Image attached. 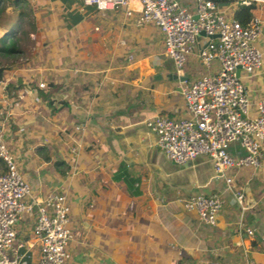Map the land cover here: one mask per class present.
Returning a JSON list of instances; mask_svg holds the SVG:
<instances>
[{
    "label": "crops",
    "instance_id": "obj_1",
    "mask_svg": "<svg viewBox=\"0 0 264 264\" xmlns=\"http://www.w3.org/2000/svg\"><path fill=\"white\" fill-rule=\"evenodd\" d=\"M112 1H93L109 11L97 14L83 10L91 6L84 0H25L29 49L24 57L0 53L8 60L0 85L3 141L33 189L66 194L72 238L65 264H264V139L258 167H228L215 178L202 155L184 163L166 158L144 124L153 114L187 115L177 86L217 68L196 54L206 38L196 37L177 75L157 26L134 24L137 2L127 0V16ZM179 1L193 10L194 0ZM214 1L231 18L251 4L261 26L254 41L261 67L237 70L253 111L264 99V0ZM18 10L11 2L1 8L11 27L4 32L0 23V35L20 33ZM22 87L30 92L17 98ZM79 121L82 132L73 128ZM230 149L240 154L237 143ZM198 192L221 199L213 225L182 207L179 198ZM31 223H15L16 240H30ZM28 253L35 258L36 245Z\"/></svg>",
    "mask_w": 264,
    "mask_h": 264
},
{
    "label": "built area",
    "instance_id": "obj_2",
    "mask_svg": "<svg viewBox=\"0 0 264 264\" xmlns=\"http://www.w3.org/2000/svg\"><path fill=\"white\" fill-rule=\"evenodd\" d=\"M135 1L138 9L134 24L151 22L157 26L162 35L163 53L177 75H181L186 55L200 33L206 41L197 50L198 58L206 66L212 61L217 65L215 71L177 86L187 113L185 117L153 114L144 119L145 126L155 135L157 148L176 163L204 156L215 178L223 176L228 167H258L260 143L264 139V99H257L250 111L245 87L236 72V66L247 72L261 67L262 53L254 44L261 30L258 19L249 17L242 24L234 17H227L214 0H194L193 10L179 0ZM112 3V7L122 5L124 14L131 15L127 0ZM3 82L0 80L2 88ZM37 86L43 87L44 83L38 81ZM25 92H30V88L22 87L17 98ZM84 127V121L73 126L81 132ZM233 143H237L240 154L230 150ZM78 146L75 143L72 151ZM0 162L4 168L0 173V264H65L69 257L67 244L72 238L67 196L53 189L41 193L22 177L13 153L3 141L2 122ZM230 180L224 177L231 189ZM232 193L239 202L241 193L237 190ZM179 199L183 209L194 211L202 223H215L221 206L217 193L198 192ZM24 218L31 219V238L16 240L15 223ZM34 245L35 258L28 253V248Z\"/></svg>",
    "mask_w": 264,
    "mask_h": 264
},
{
    "label": "rangeland",
    "instance_id": "obj_3",
    "mask_svg": "<svg viewBox=\"0 0 264 264\" xmlns=\"http://www.w3.org/2000/svg\"><path fill=\"white\" fill-rule=\"evenodd\" d=\"M10 1L11 0H4L2 7H5V5H9ZM85 2H86V4L83 3V6L91 5V4H89V2H91V0H85ZM16 6L19 8L18 13H20V12L23 13L22 15L18 14L17 15L18 17L15 20V27H18L20 29V33L19 34L15 33L16 32V29H15V31H13V33L11 32L10 38L15 41L17 47H20L19 52L16 53V55L14 57L19 56V55L24 57L26 52L29 49V47L27 46V37H28V31L30 29L29 28V21H31V20H29L30 16H29V13L27 12L28 9H27L25 3H18ZM91 6H92V8H91ZM91 6H87L83 10L84 11L92 10V11H94V13H97V14H99L100 12H104L107 14L109 12L107 9L100 10V9H96L95 7H93V5H91ZM9 19L11 20V18H9ZM10 20H8V19L7 20H1V18H0V23L5 24L4 22H8ZM13 23H14V20H13ZM2 26H5V25H2ZM27 27H28V31L26 29ZM7 62H8L7 59H4L3 56H0V65H2L3 63H7ZM14 158H16V157H14Z\"/></svg>",
    "mask_w": 264,
    "mask_h": 264
},
{
    "label": "trees",
    "instance_id": "obj_4",
    "mask_svg": "<svg viewBox=\"0 0 264 264\" xmlns=\"http://www.w3.org/2000/svg\"><path fill=\"white\" fill-rule=\"evenodd\" d=\"M4 0H0V11L2 8ZM11 3L17 5L18 3H25V0H11ZM251 4H240L233 13V17L236 18L240 23L244 24L251 15ZM115 7V6H114ZM113 8V7H112ZM98 9V8H96ZM104 10V9H100ZM23 13L20 12L19 15H22ZM11 33H3L0 35V53L3 55H15L19 52L18 47L16 46V43L13 39L10 38ZM5 67L3 65H0V80L5 79L4 75ZM19 85L14 84V88H17ZM3 165L0 162V173L3 171Z\"/></svg>",
    "mask_w": 264,
    "mask_h": 264
},
{
    "label": "water",
    "instance_id": "obj_5",
    "mask_svg": "<svg viewBox=\"0 0 264 264\" xmlns=\"http://www.w3.org/2000/svg\"><path fill=\"white\" fill-rule=\"evenodd\" d=\"M4 23L5 24H1V25H7L5 30H4V32H5V31H7V29H9L11 27V25L8 26V24H7L8 22H4ZM238 68H239V66H236V72H237Z\"/></svg>",
    "mask_w": 264,
    "mask_h": 264
}]
</instances>
